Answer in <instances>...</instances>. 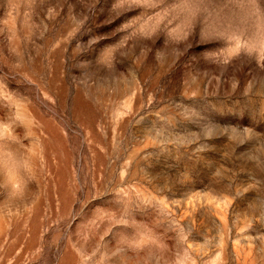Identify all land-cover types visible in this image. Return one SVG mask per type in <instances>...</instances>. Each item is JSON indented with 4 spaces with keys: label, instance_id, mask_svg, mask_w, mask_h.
I'll return each instance as SVG.
<instances>
[{
    "label": "rangeland",
    "instance_id": "1",
    "mask_svg": "<svg viewBox=\"0 0 264 264\" xmlns=\"http://www.w3.org/2000/svg\"><path fill=\"white\" fill-rule=\"evenodd\" d=\"M0 264H264V0H0Z\"/></svg>",
    "mask_w": 264,
    "mask_h": 264
}]
</instances>
